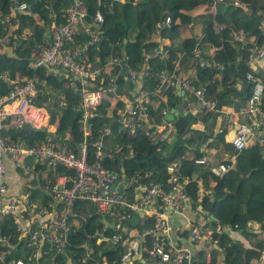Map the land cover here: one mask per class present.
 Instances as JSON below:
<instances>
[{
    "label": "trees",
    "instance_id": "trees-1",
    "mask_svg": "<svg viewBox=\"0 0 264 264\" xmlns=\"http://www.w3.org/2000/svg\"><path fill=\"white\" fill-rule=\"evenodd\" d=\"M22 1L27 3V9L23 13L15 14V33L17 36L22 28H30V34L26 39L20 38L13 48V55L0 53V97L7 93L13 80L36 76L39 81L36 85L35 104L46 111L47 125L55 127L52 133L46 128L43 131L37 129L25 133L24 143L34 145L49 139L57 144L68 137L67 148L74 151L77 144L84 142L90 160L93 142L99 137L98 130L107 127L110 134L102 138L103 145L119 146L120 151L112 159H103L101 163L119 172L123 171L126 176L149 170L150 174L140 182L157 181L163 186L167 185L165 165L170 160L180 158V181L187 178L184 191L188 194L190 204L193 207L199 206L200 214L205 220L201 226L209 232L207 247H193L190 250L193 255L192 264H250L245 258L246 251L251 250L255 258L258 252L264 249V156L258 142L254 141L242 151L234 153L225 137L221 112L214 109L198 112L197 116L190 113L180 115L169 121L173 128L171 134L176 138L169 147H166L168 144H165V140L151 142L147 132L142 129L130 132L117 120L115 110L122 106V101L114 95V91L120 96L128 95L133 86L124 77L125 73L119 71L110 61L114 56H118L123 66L137 72L139 88L151 90L156 81L155 73L163 70L171 74L174 63L179 59L176 47L172 45H161L166 51L164 55L154 53L159 43L156 38L152 40V36L157 34L160 38L171 39L175 35V24L190 26V22L197 23L201 25L200 36L180 42L183 51L182 59H179L180 65L186 62L194 69V75L190 76L192 86L196 88L204 85L206 96L216 100V109H220L232 104L234 99L243 101L247 98L249 85L244 75L250 71L263 84L261 105L264 110V71L253 69L252 63L256 60H251L250 52L253 47L264 48V28L260 25L264 17V0H220L213 4V10L195 17L190 16L189 11L205 1L211 4L212 0H99L98 6L95 0H83V24L90 23L95 8L101 15V21L95 29L99 34L98 41L82 50L80 60L104 71L97 74V84L102 83L104 86L108 76L114 77L116 83L115 90H107L99 105L86 116V135H83V111L78 107L79 94L71 82L66 76L47 72L45 67L31 66V48L34 43L45 39L42 32L49 27L51 21L55 24L64 22V12L70 1ZM9 11L8 0H0V19ZM50 14L52 18H49ZM166 17L170 20L169 27L161 25ZM237 29L243 31L242 41L232 39ZM5 33L6 24L0 22V36ZM86 39L84 27L78 25L73 37L74 45L81 47ZM194 45L202 50L212 46L215 48L208 66L196 63L191 54ZM101 78L102 81L99 82ZM150 102H146L145 107L152 122L157 123L163 105L159 103L153 108ZM237 107L238 103L235 104V108ZM196 119L203 125L202 129L191 127ZM213 133L215 135L212 136ZM6 136L14 140L19 134L17 130L10 129ZM217 144L220 149L233 156V162L223 161L228 167L220 175H213L202 169L194 160L202 155V146L207 148ZM129 149L131 153L123 157ZM186 150L193 152L192 159L185 156ZM55 169L56 174L71 173L63 167ZM196 171L202 178H215L209 192L200 198L196 197L198 188L194 177L192 178L193 172ZM203 184L205 185L204 182ZM73 213V217L78 220L72 218L62 252L54 256V261L65 264H118L120 256L126 250L121 243H96L92 239L89 241L92 252L86 251L84 231L89 233L103 227L101 217L95 213L93 206L77 200L73 204ZM250 222L257 223V229H253L249 225ZM151 223V216L141 217L134 214L127 221L126 227L142 233ZM217 227L220 228L219 232ZM105 232L110 233L112 229L106 227ZM184 232L186 234V231ZM230 233H235L240 239H234ZM185 234L182 233L181 236ZM0 238L5 239L0 242L4 261L21 259L24 264H50L46 258L35 260L30 257L22 240L17 238L10 218H1ZM133 264L145 263L136 260Z\"/></svg>",
    "mask_w": 264,
    "mask_h": 264
},
{
    "label": "built area",
    "instance_id": "built-area-1",
    "mask_svg": "<svg viewBox=\"0 0 264 264\" xmlns=\"http://www.w3.org/2000/svg\"><path fill=\"white\" fill-rule=\"evenodd\" d=\"M66 7L63 23L50 22L48 27L49 38L34 43L31 48L32 68L47 67L63 70L67 79L79 94L78 107L82 109L83 135L88 134L85 127L86 116L99 105L107 90L114 91L116 83L114 77L108 76L106 84H97V74L104 73L96 66H89L80 60V55L86 46L95 43L99 34L95 30L101 21V15L97 8L94 9L90 23L83 24L85 8L83 0H69ZM96 6L99 0H95ZM10 12L2 15L0 22L7 24L13 14L23 13L27 9V3L22 0H8ZM236 4V2H234ZM52 18V14L49 15ZM170 20L166 17L161 25L169 27ZM82 25L87 34V39L81 47L74 45L73 37L76 27ZM264 28V17L260 21ZM159 46L154 53L164 55L166 51L161 48V40L157 34ZM232 39L242 41L243 31L237 29ZM20 38L4 37V43H19ZM214 47L202 50L194 45L191 54L196 63L208 66L211 61ZM251 60L255 61L264 55V48H250ZM110 63L117 66L119 71L125 73V78L133 86L128 95L120 96L114 91V95L122 101V106L115 110L118 122L133 132L142 129L149 135L151 142H162L172 133V126L166 121V110L161 111L157 123L152 122L151 116L146 110L145 103L154 95H158L167 84H174L186 95L185 107L193 108L196 112L208 109H216V100L205 94V86L194 88L191 77H182L175 69L170 74L160 70L155 73V83L151 90L139 88L137 72L128 66H123L118 56H114ZM48 72V71H47ZM249 85L248 96L245 100H238L239 105L235 113L220 114L224 122L225 137L231 150L238 153L254 141L258 142L264 156V110L261 105L263 84L252 72L244 75ZM36 76L15 79L11 82L7 93L0 97V220L10 218L14 225L17 238L21 239L31 258L37 260L46 258L50 264H65L54 261V256L62 252L65 243V235L70 231V222L74 218L73 204L75 201L90 203L95 213L103 222V227L91 232L84 231L85 248L92 252L90 240L95 242L121 243L126 247L120 256L118 264H133L140 260L142 263L151 264H192L193 247L208 246L209 232L204 230L201 224H189L186 227L185 247L176 245L169 236L168 219L172 214L182 211L189 205V200L180 182L178 172L180 158L170 160L165 165L167 185L163 186L157 181L141 183L142 178L150 174L149 170L134 172L126 176V183L119 192L110 190V186L119 177L120 172L113 167H107L101 163L103 159L110 160L120 151L119 146L103 145L102 138L110 134L107 127L99 132V137L93 142V153L88 160L87 147L84 142L76 145L74 151L67 148L68 137L60 143H53L46 139L38 144L27 145L20 138L9 139L6 132L10 129L19 130L29 127L37 130L47 127L48 115L46 111L35 104ZM102 78L99 79V82ZM169 82V83H167ZM233 126H237L232 139L228 140V132ZM131 153V149L126 157ZM31 157L34 160L45 162L51 172V178L46 186L51 198L62 205L61 212H47L40 209L35 211L32 205H25L15 197L6 193L3 175L6 169V158L13 164H20L23 158ZM202 162V159H197ZM63 167L71 173L56 174L55 168ZM227 164L223 161L209 168L210 173L219 175L225 171ZM120 182L121 179L119 178ZM129 191H131L129 193ZM159 206L160 209L155 208ZM137 214L141 217H152L151 225L144 232H138L134 238L128 235L127 221ZM107 219V220H103ZM105 226V227H104ZM111 228L112 232L106 233L105 228ZM220 228L217 227V232ZM146 236V238H145ZM5 239L0 238V242ZM207 257V255H206ZM254 264H264V249L260 250L253 259ZM0 263L24 264L21 259L4 261V253L0 252Z\"/></svg>",
    "mask_w": 264,
    "mask_h": 264
},
{
    "label": "crops",
    "instance_id": "crops-1",
    "mask_svg": "<svg viewBox=\"0 0 264 264\" xmlns=\"http://www.w3.org/2000/svg\"><path fill=\"white\" fill-rule=\"evenodd\" d=\"M218 1L220 0H212L211 4H208L207 1L199 3L189 11V14L190 16L195 17L208 12V10H213L212 9L213 4H216ZM14 18L15 15L13 14L10 23L6 24V33L0 36V53L6 54L7 56L13 55V48L17 44L4 43L1 41L2 38L7 36L11 38L14 36L15 37L18 36L21 39H26L30 34V28H22L21 33L16 36L15 30H17V20ZM13 19L14 21L12 22ZM188 24H190V26L187 24H175L173 29V33H175V35H173L171 39L162 38L161 40V45L164 46L172 45L176 47V55L180 60L182 59L181 57L183 55L180 42H182V40L199 37L201 34L200 24L197 23L192 24L191 22ZM47 30L48 29L45 28L42 32V34H44L45 36V39H47L46 37ZM155 38L156 36L153 35L152 40H155ZM179 59L174 63L173 68L177 72H179V74H181L182 77H190L191 75H194V69L191 68L189 64H186V62H183L180 65L181 61ZM252 64L254 70L257 71L259 69L261 71H264V55L255 62H253ZM45 69L49 73L65 76V73L61 69L58 68L47 69V67ZM139 85H140V81L138 82V86ZM185 99H186V95L182 90H180V88H178V86L176 85L170 86V84H167L158 95H154L149 99V101H151L150 104L153 106V108L157 107L159 103H162L163 105L162 109L166 110V114H165L166 121H168L169 123V121L171 122L174 118L180 115H184L188 113L194 116L198 115V112L195 111L193 105L190 108L185 107V103H184ZM166 103L168 105H166ZM237 103L239 105L238 100L234 99L232 104H229L228 106L225 107L222 106L219 109L221 114L222 115L228 114L232 116L235 113L236 109L238 108V107L235 108V104ZM177 106H179V108H177ZM167 114H171L172 117L170 120H168L169 117L167 116ZM202 126L203 125L198 119L193 121L191 124V127L194 129H202ZM217 127L218 126L216 125L215 127L216 131H217ZM54 129H55L54 125H47L46 127V130L49 131V133H52ZM213 135H215V133H213L212 136ZM175 140L176 138L172 134H170L165 140V144H168L166 147H169L171 144H173ZM210 140L211 137L208 138V142ZM200 152L202 153V155L200 157H197V159H202L203 161L199 163L196 161L197 159H195L194 162L200 164L202 169H205L206 171L208 170L209 172H210L209 168L211 166H215L222 161L231 160L233 162V156L220 149L219 144L212 145L211 147H207V148L202 146L200 148ZM185 156L189 159L190 158L192 159L193 152L191 150H186ZM201 176L202 175L198 174V171H196L195 173L193 172V176H192V178L194 177L198 188L196 192V197L199 198L201 197V195L207 194L209 192V188L212 187L215 183V178H211L210 176H206L205 178H202ZM50 178H51V172L45 162L34 160L31 157H25L23 158L20 164H13L9 159L6 158V169L3 175V182L6 186V193L9 196L17 198L25 205H32L35 211L43 209L46 210L47 212H51V211L61 212L62 210V205L58 202H55L51 198L50 194H48L46 186ZM186 179L187 178L185 177L182 178L180 181L183 185V189H184V183L187 181ZM203 182L205 183V185L203 184ZM185 194L188 198V194L187 193ZM188 200H189L188 206L184 207L182 211L172 214L171 216H169L168 219L169 236L171 240L174 242V244L176 245L178 244L183 247H185L186 241H185V235L181 236V234L182 233L185 234L184 231H186V227L192 223L203 224L205 221L200 214L199 206L193 207L192 204H190L189 198ZM155 208L160 209L158 205ZM75 219L78 220V218H74L73 220ZM103 220L105 221L107 219H103ZM249 225L252 226L253 229H257L258 227V224L255 222H250ZM127 231L130 238H134L135 235L138 233L133 228H128ZM230 236H232L234 239H240V237L238 238V235H235V233H230ZM245 258L248 262H250V264H254L253 262L254 256L251 250L248 249V251H246Z\"/></svg>",
    "mask_w": 264,
    "mask_h": 264
},
{
    "label": "water",
    "instance_id": "water-1",
    "mask_svg": "<svg viewBox=\"0 0 264 264\" xmlns=\"http://www.w3.org/2000/svg\"><path fill=\"white\" fill-rule=\"evenodd\" d=\"M46 34H47L46 37L49 38V31L48 30H47ZM177 108H179V106H177ZM167 116L169 117L168 120H170L171 117H172L171 114H167ZM236 129H237V126H233L232 129L229 131V133H228V140L232 139V137H233ZM39 130L40 131H43L44 128H40ZM31 131H34V129H31L29 127H23L21 129H19L18 130L19 137L21 139H23L24 138V134L27 133V132H31ZM119 178L121 179L120 182L118 181ZM125 183H126V175L124 174L123 171H120L119 177L116 179V181H114V183L110 186L109 189L110 190H114L116 192H119V191H121L123 189Z\"/></svg>",
    "mask_w": 264,
    "mask_h": 264
},
{
    "label": "clouds",
    "instance_id": "clouds-1",
    "mask_svg": "<svg viewBox=\"0 0 264 264\" xmlns=\"http://www.w3.org/2000/svg\"><path fill=\"white\" fill-rule=\"evenodd\" d=\"M48 29V28H47ZM165 116V115H164ZM222 116V115H221ZM166 119V118H165ZM232 129V128H231ZM227 138H228V136H227ZM21 140H23V139H21Z\"/></svg>",
    "mask_w": 264,
    "mask_h": 264
},
{
    "label": "rangeland",
    "instance_id": "rangeland-1",
    "mask_svg": "<svg viewBox=\"0 0 264 264\" xmlns=\"http://www.w3.org/2000/svg\"><path fill=\"white\" fill-rule=\"evenodd\" d=\"M132 233V232H131Z\"/></svg>",
    "mask_w": 264,
    "mask_h": 264
}]
</instances>
